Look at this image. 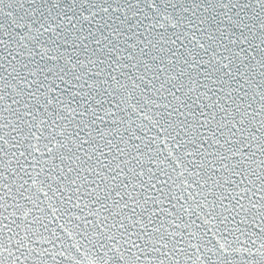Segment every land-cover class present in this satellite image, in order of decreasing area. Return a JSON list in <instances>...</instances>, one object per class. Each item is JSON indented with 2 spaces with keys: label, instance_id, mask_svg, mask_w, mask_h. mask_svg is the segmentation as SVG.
I'll return each mask as SVG.
<instances>
[{
  "label": "snow or ice",
  "instance_id": "obj_1",
  "mask_svg": "<svg viewBox=\"0 0 264 264\" xmlns=\"http://www.w3.org/2000/svg\"><path fill=\"white\" fill-rule=\"evenodd\" d=\"M0 264H264V0H0Z\"/></svg>",
  "mask_w": 264,
  "mask_h": 264
}]
</instances>
